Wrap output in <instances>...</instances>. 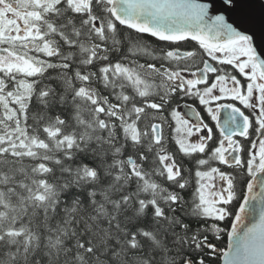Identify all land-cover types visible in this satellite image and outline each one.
Returning a JSON list of instances; mask_svg holds the SVG:
<instances>
[{
    "label": "snow or ice",
    "instance_id": "snow-or-ice-1",
    "mask_svg": "<svg viewBox=\"0 0 264 264\" xmlns=\"http://www.w3.org/2000/svg\"><path fill=\"white\" fill-rule=\"evenodd\" d=\"M0 264H264V0H0Z\"/></svg>",
    "mask_w": 264,
    "mask_h": 264
},
{
    "label": "trees",
    "instance_id": "trees-1",
    "mask_svg": "<svg viewBox=\"0 0 264 264\" xmlns=\"http://www.w3.org/2000/svg\"><path fill=\"white\" fill-rule=\"evenodd\" d=\"M224 246L226 247V240H225V245Z\"/></svg>",
    "mask_w": 264,
    "mask_h": 264
}]
</instances>
